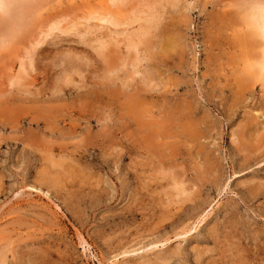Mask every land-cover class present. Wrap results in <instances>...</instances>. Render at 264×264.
Instances as JSON below:
<instances>
[{
    "label": "rangeland",
    "instance_id": "obj_1",
    "mask_svg": "<svg viewBox=\"0 0 264 264\" xmlns=\"http://www.w3.org/2000/svg\"><path fill=\"white\" fill-rule=\"evenodd\" d=\"M32 1L15 41L0 11V264H264L259 0Z\"/></svg>",
    "mask_w": 264,
    "mask_h": 264
},
{
    "label": "bare ground",
    "instance_id": "obj_2",
    "mask_svg": "<svg viewBox=\"0 0 264 264\" xmlns=\"http://www.w3.org/2000/svg\"><path fill=\"white\" fill-rule=\"evenodd\" d=\"M175 1V0H174ZM173 1V3H174ZM255 1V0H254ZM36 3V2H35ZM32 0H0V11H2V14L6 15V14H10V13H16V15L18 16V18H20V21L18 22L17 25H13V28H12V31L10 32V36L12 38V41H15L16 38L19 36L18 34L21 35L22 31H27V34L29 32V28L30 27H33V23L32 22H28L27 21V18L34 15L35 13H37V6ZM39 3V2H38ZM251 4V3H250ZM41 10V9H39ZM249 12V11H248ZM156 13V11H155ZM160 14V13H159ZM165 14V13H164ZM156 15V14H155ZM154 15V17H155ZM153 16V15H152ZM151 16V17H152ZM160 17V15H158ZM1 19V18H0ZM154 19L152 17L151 20H149L148 22L150 24H153L154 22ZM159 19V18H158ZM245 22L247 23L248 25V28H249V34H245L244 37H242V40H243V44H249L250 47L254 48L256 50H258L256 53L257 55H259L258 57V61H256V63L253 65H250L248 66L249 67V71L252 72L251 74L253 75V77L255 79H257L259 82H262L263 83V86H264V0H259L253 4H251V12L246 14V17H245ZM15 21V20H14ZM101 21H104V22H107V23H110L112 24L114 27H119L120 26V23H118V21H116L113 17H107V16H103V18L101 19ZM159 21V20H158ZM11 22V21H10ZM161 22V21H160ZM150 26V25H149ZM160 27V26H159ZM55 28V27H54ZM148 29V28H147ZM150 28L147 30L149 31ZM2 32V31H1ZM59 32V31H58ZM61 35H70V32L68 30H62L60 31ZM59 33V34H60ZM118 33V32H117ZM126 33V32H125ZM132 33V32H131ZM150 33V31H149ZM120 34V33H119ZM7 35V33H6ZM36 34L32 35L33 37L35 36ZM51 35V34H50ZM122 35V34H121ZM135 35V34H134ZM31 36V37H32ZM127 36V35H126ZM9 37V36H8ZM30 37V38H31ZM49 37V34L48 33H44V32H41V35H36V40H35V44L33 45L35 47V49L37 50L38 47H40L41 45L44 44V39L48 38ZM54 37H57V36H54ZM4 38V37H3ZM58 38V37H57ZM129 38V36L127 37ZM134 38V37H133ZM133 40V39H132ZM85 42V41H84ZM128 42V41H127ZM8 43V42H7ZM81 43V42H80ZM128 44V43H127ZM106 45V44H105ZM103 44V46H105ZM128 46V45H127ZM92 48V47H91ZM135 46L133 44L130 45V49H134ZM30 49V48H29ZM100 49V48H97V50ZM102 49V48H101ZM98 50V51H101ZM29 51V50H28ZM27 51V52H28ZM34 52V51H33ZM43 53L44 51L42 50L41 51V57L43 56ZM99 53V52H98ZM253 53V52H252ZM255 53V55H256ZM35 54V55H34ZM31 58L29 57V54H28V57H29V68L32 67V71H35L34 73L38 74L39 71H41V68L38 67L37 65L40 63L41 59L39 58V53H34ZM63 57V56H62ZM60 59V58H59ZM67 59L66 57H63L62 58V61L64 65L60 64L58 65L57 67L61 66L60 68V73L59 74H63L62 76H64V80L65 83H69V84H73L75 83L76 84V80L75 78L69 74V72H73L72 70V67L70 66L71 62L70 60H65ZM65 60V61H64ZM73 60V58H72ZM85 60V59H84ZM91 60V59H90ZM23 63H25L24 60H22ZM28 62V63H29ZM92 62V61H91ZM36 63V64H35ZM31 65V66H30ZM26 66H27V63H26ZM52 66V65H51ZM31 70V69H30ZM31 71V72H32ZM46 70H43L41 72H45ZM107 71V70H106ZM40 72V73H41ZM112 72V71H111ZM116 72V70H115ZM48 73V72H47ZM110 73V71H109ZM23 74L25 76H29V73H28V70L27 68L25 67L24 64L21 65V68H20V73H18L16 76L12 77V81L9 82L10 85H16L21 78H19V76ZM116 74V73H115ZM32 74H30L31 76ZM42 75V74H40ZM77 75V74H76ZM107 75H110V74H107ZM92 77V76H91ZM102 77V76H101ZM112 77V75H111ZM247 77V76H246ZM252 77V78H253ZM33 78L32 82H28L29 85L33 84L37 78L35 77H31ZM82 78V82H83V85L86 86L90 80V77L87 76V79L84 75L81 76ZM250 78V77H249ZM251 78V79H252ZM58 79V78H57ZM61 79V77H60ZM243 79V78H242ZM59 80V79H58ZM250 80V79H249ZM256 81V80H255ZM22 83V82H21ZM246 84V83H245ZM74 85V84H73ZM89 85V84H88ZM22 86V85H21ZM27 86V84H26ZM79 83H78V87H79ZM243 86V85H242ZM24 87V86H23ZM34 87V86H33ZM14 88V87H13ZM57 88V87H55ZM84 88V87H83ZM37 89V88H36ZM59 89V88H58ZM68 89V88H67ZM245 89V88H244ZM243 89V90H244ZM28 90V89H26ZM60 90V91H59ZM58 92L60 93H69L70 90H66L65 88H61L59 89ZM36 91V90H35ZM37 92V91H36ZM55 92V91H54ZM30 93V92H29ZM40 93V92H39ZM43 94V92H42ZM56 94V93H55ZM53 95V94H52ZM81 100V99H80ZM97 100V98L95 99ZM99 103V102H98ZM17 104V103H16ZM79 106V104H78ZM6 107V106H5ZM90 107V106H89ZM45 109V108H44ZM48 109V107H47ZM105 109V107H104ZM56 111V110H55ZM96 111V110H95ZM84 112V111H83ZM46 113V112H45ZM86 115H88L87 113H85ZM83 115V114H82ZM84 115V116H86ZM140 116V115H139ZM88 117V116H87ZM42 118V117H41ZM89 119V118H88ZM86 119V120H88ZM36 120V119H35ZM56 121V120H55ZM37 122V125L36 126H39L40 123L36 120ZM129 122V121H128ZM252 123H248V125L246 126L247 128H250L251 126L254 125V121L251 120ZM31 123V122H30ZM29 123V124H30ZM90 123V122H89ZM251 124V126H249ZM257 125V124H256ZM107 126V125H106ZM258 126V125H257ZM103 129V128H102ZM51 131V130H50ZM152 136V135H150ZM264 145V144H263ZM26 146V145H25ZM249 149V148H248ZM36 151V150H35ZM253 154V153H252ZM248 155V154H247ZM246 156V155H245ZM247 157V156H246ZM49 159V158H48ZM249 159V158H248ZM43 160V159H42ZM47 160V159H46ZM51 160V158H50ZM49 162V161H48ZM134 170V169H133ZM54 171V170H53ZM51 178V177H50ZM183 192V191H182ZM185 192V191H184ZM181 193V192H180ZM251 196V195H250ZM174 254V253H173ZM180 254V253H179ZM3 256V255H1Z\"/></svg>",
    "mask_w": 264,
    "mask_h": 264
}]
</instances>
